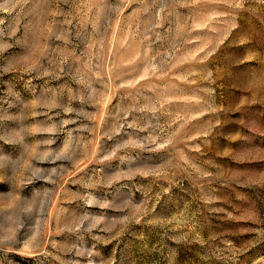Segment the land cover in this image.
I'll return each mask as SVG.
<instances>
[{"label": "rangeland", "instance_id": "rangeland-1", "mask_svg": "<svg viewBox=\"0 0 264 264\" xmlns=\"http://www.w3.org/2000/svg\"><path fill=\"white\" fill-rule=\"evenodd\" d=\"M0 264H264V0H0Z\"/></svg>", "mask_w": 264, "mask_h": 264}]
</instances>
